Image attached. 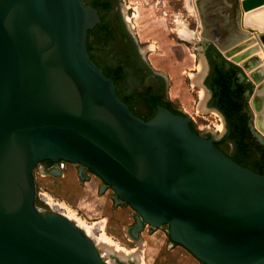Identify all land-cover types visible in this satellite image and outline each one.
Returning <instances> with one entry per match:
<instances>
[{"label": "water", "instance_id": "water-1", "mask_svg": "<svg viewBox=\"0 0 264 264\" xmlns=\"http://www.w3.org/2000/svg\"><path fill=\"white\" fill-rule=\"evenodd\" d=\"M194 3L220 67L227 60L254 85L251 128L264 141V61L251 38L257 30L264 46V0ZM99 23L83 0H0V264H108L75 222L37 207L35 169L47 161L79 165L82 181L92 171L102 194L112 188L114 204L137 213L134 239L146 226H168L167 248L180 245L204 264H264V175L205 136L221 138L226 128L207 109L202 42L191 78L204 90L196 110L220 115L219 136L193 132L186 114L163 106L148 121L136 116L90 57L89 32Z\"/></svg>", "mask_w": 264, "mask_h": 264}, {"label": "rangeland", "instance_id": "rangeland-1", "mask_svg": "<svg viewBox=\"0 0 264 264\" xmlns=\"http://www.w3.org/2000/svg\"><path fill=\"white\" fill-rule=\"evenodd\" d=\"M122 4L142 42V49L150 48L146 54L149 62L168 76L169 100L192 120L200 133L211 128L219 136L223 128L220 115L215 112L200 114L196 110L204 90L191 82L192 76L201 70L195 46L203 41L194 0H123ZM254 31L253 34H260ZM185 39L191 42L184 45ZM259 54L255 55L261 58ZM41 167L42 164L35 169L39 210L47 213L51 212L50 205H60L64 215L79 224L96 242L108 264H201L180 245L167 248L168 226L154 230L146 226L139 238L134 239L132 229L137 213L128 205L116 206L112 188L102 194L100 189L104 183L97 175L90 174L89 180L82 181L79 165L67 162L57 163L63 173L61 176L45 170L42 175Z\"/></svg>", "mask_w": 264, "mask_h": 264}, {"label": "flooded vegetation", "instance_id": "flooded-vegetation-1", "mask_svg": "<svg viewBox=\"0 0 264 264\" xmlns=\"http://www.w3.org/2000/svg\"><path fill=\"white\" fill-rule=\"evenodd\" d=\"M122 2L123 0H93V3L84 1L86 5H90L97 10L100 18V23L94 28L90 40L93 44L95 59L104 66H112L120 70L123 74L126 91L136 93V98L131 105L133 112L141 119H147L152 114L147 101L150 93L153 97H159L162 101H170L168 97L169 79L164 73L154 69L146 53L142 51V42L132 30L127 15L128 12L123 8ZM190 42L185 39L184 45ZM200 45L202 47L204 65L207 69L206 74L202 78L203 85L206 88L205 90L210 93L207 109L219 112L225 120L226 128L225 134L221 138H216L212 134L205 136L209 139H214L216 145L223 152H225L223 149L225 143L233 145L231 141L233 131L229 118L220 106V98L215 96L209 86L217 67L232 81L233 101L241 107L238 118L243 117L246 119V125L251 135L250 139L253 142L251 143L252 146L253 144L257 146L264 145V141L260 140L259 136L251 128L252 113L248 103L254 91V85L242 74L236 65L229 63L227 60H224L223 65L220 67L219 58L221 54L210 42L203 40ZM140 104L144 107V110L137 107ZM233 123H236V121H233ZM251 148L253 149V147ZM228 155L231 156L232 154ZM41 168L49 173L59 169L57 164L49 161L42 163ZM60 172L62 175L61 170ZM87 174L89 176L94 173L88 171Z\"/></svg>", "mask_w": 264, "mask_h": 264}, {"label": "trees", "instance_id": "trees-1", "mask_svg": "<svg viewBox=\"0 0 264 264\" xmlns=\"http://www.w3.org/2000/svg\"><path fill=\"white\" fill-rule=\"evenodd\" d=\"M84 1L86 3H91V2L93 3V0H84ZM93 31L94 30H91L89 32L88 44H87L90 57L95 62V64L100 69L103 70L104 74L115 82L117 87V94L119 98L124 103H126L132 110L131 105L136 98V93H133L131 91H126V86L123 81V74L120 70H117L112 66H104L95 59L93 54V44L92 41L90 40ZM213 76L214 78L209 84V86L213 90L215 96L220 98V106L222 110L225 112V115L228 116L229 122L231 124V129L233 131L231 135V141L234 145L235 151L231 156H229L226 152L224 153L240 166L248 168L257 174L264 175V145L257 146L256 144L255 145L253 144L252 146L251 143L253 142H251L252 140L250 139L251 135L246 125V119L243 117L238 118L241 107L238 106L233 101L234 94L231 90L232 81L229 78H227L226 74L223 73L217 67ZM149 95L150 96L148 98L146 96L145 97L147 98L152 114L149 118L143 119L144 121H148L155 116L158 106L169 108L173 113L177 115H185L183 112L177 109L171 101L168 102L162 101L161 99H159V97H155V96L153 97L151 93ZM233 121H236V123H233ZM190 127L193 132L200 134V132L196 129L194 123H191ZM216 147L219 150H221L218 145H216ZM251 147H253V149ZM36 205L37 207H39L38 203ZM119 264H125V263H119ZM201 264L204 263L201 262Z\"/></svg>", "mask_w": 264, "mask_h": 264}, {"label": "bare ground", "instance_id": "bare-ground-1", "mask_svg": "<svg viewBox=\"0 0 264 264\" xmlns=\"http://www.w3.org/2000/svg\"><path fill=\"white\" fill-rule=\"evenodd\" d=\"M259 19H260V18H259ZM257 36H258V37H256V36L254 35L255 38H253V39H255L256 42H258V44H255V43H256V42H255V43H254V46H255V45H258L259 50H258L257 52H260L259 55L261 56V58H264V57H263L264 46L261 44V41H260V35H257ZM252 47H253V45H252ZM252 47H251V46H247L244 50H246V51L249 50V51H250ZM261 49L263 50V52H262ZM257 52H256V53H257ZM261 52H262V53H261ZM256 53H254V55H255ZM235 55H236V54L229 56V59H234V58H235ZM248 58L251 59V58H253V56L250 54V55L248 56ZM238 63H241V62H238ZM71 221H72V220H71ZM77 226L79 227V224H78ZM80 228H81V227H80ZM84 231H85V230H84ZM85 232H86V234L89 236V234L87 233V231H85ZM89 237H90V236H89ZM157 237H158V236H157ZM94 242H95V241H94ZM95 243H96V242H95ZM96 246H97V244H96ZM97 248H98V246H97ZM98 249H99V248H98Z\"/></svg>", "mask_w": 264, "mask_h": 264}, {"label": "built area", "instance_id": "built-area-1", "mask_svg": "<svg viewBox=\"0 0 264 264\" xmlns=\"http://www.w3.org/2000/svg\"><path fill=\"white\" fill-rule=\"evenodd\" d=\"M50 208H51V212H58V213L64 215V213L62 212L63 209L61 208L60 205L55 203V204L50 205Z\"/></svg>", "mask_w": 264, "mask_h": 264}, {"label": "crops", "instance_id": "crops-1", "mask_svg": "<svg viewBox=\"0 0 264 264\" xmlns=\"http://www.w3.org/2000/svg\"><path fill=\"white\" fill-rule=\"evenodd\" d=\"M242 2H243V0H240V4H242ZM253 35H254V34H253ZM253 35H252V36H253ZM258 35H260V34H258ZM252 36H251V38L253 39L254 37H252ZM255 44H257V43H255ZM257 55H258V54H257ZM39 171L41 172L42 175L45 174V173H44V170H43L42 168H40Z\"/></svg>", "mask_w": 264, "mask_h": 264}]
</instances>
